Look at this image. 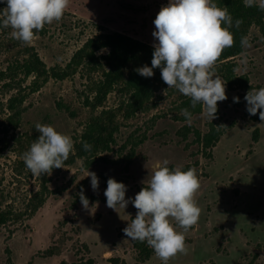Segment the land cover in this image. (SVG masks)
Returning <instances> with one entry per match:
<instances>
[{"label": "rangeland", "instance_id": "1", "mask_svg": "<svg viewBox=\"0 0 264 264\" xmlns=\"http://www.w3.org/2000/svg\"><path fill=\"white\" fill-rule=\"evenodd\" d=\"M168 2L70 0L61 20L45 24L46 34L34 36L30 43L11 38L10 28L0 29V210L15 214L14 221L0 228V264H109L111 257L137 264L134 240L123 232L137 209L131 203L117 212L108 208L100 201L106 189L104 180L99 179L98 192H94L88 171L124 180L128 187L125 198H134L165 159L169 167L190 165L196 170L200 187L193 199L201 209L198 222L186 232L169 217L176 231L184 234L186 251L167 264H264V122L251 120L247 104L241 106L233 100H242L247 90L226 86L227 99L218 102L216 119L210 121L204 109L192 117L191 126L203 133L211 125L227 126L221 128L225 134L213 148L212 158L202 155L193 133L187 139L180 133L189 126L180 112L182 94L168 89L165 96L163 90L168 86L158 92L151 109L129 119L120 112L112 151L100 153L91 162L77 159L72 165L53 169L50 175L33 176L21 158L40 135L36 123L51 125L76 142L93 115L118 110L126 98L117 88L102 107L88 106L95 96L92 81L100 73L89 74L83 68L64 81L40 79L36 91L29 87L34 77L18 90L15 83L8 85V76L1 72L7 74L11 63L25 59L27 47L38 52L48 71L65 68L89 38L101 33L121 32L153 45V20ZM4 7L0 3V9ZM248 37L252 47L244 49L247 63H241V55L233 62L236 73L248 76L250 86L259 89L264 87V36L253 26ZM20 93L25 99L17 107L21 115L14 125L10 101ZM256 129L260 138L253 143ZM139 141L143 143L135 147L125 173V158ZM44 179L52 192L45 205L30 216L29 201ZM83 184L84 195L98 199L90 203L89 210L81 203L73 205ZM50 247L58 255L43 256ZM144 264L164 262L155 254Z\"/></svg>", "mask_w": 264, "mask_h": 264}, {"label": "clouds", "instance_id": "2", "mask_svg": "<svg viewBox=\"0 0 264 264\" xmlns=\"http://www.w3.org/2000/svg\"><path fill=\"white\" fill-rule=\"evenodd\" d=\"M244 6H258L264 11V0L257 5L256 0H243ZM6 7L0 9V29L10 28V37L22 43H30L37 32L54 20L60 21L70 0H0ZM242 19H233L225 5L219 7L213 0H169L160 8L153 20V44L151 67L145 64L135 71L145 77L154 76L153 69H159L161 79L168 89H175L190 98L191 107L201 105L210 121L217 118L218 102L227 99L226 81L215 73L214 65L225 48L234 44V34L230 29H239ZM223 25V26H222ZM241 47L251 48L248 36L241 37ZM242 64L247 63L246 53L242 52ZM239 102V97L233 98ZM246 110L250 115L259 112L264 122V87L251 88L244 97ZM185 122L191 126L192 113L187 108L180 110ZM227 128L221 124L216 130ZM35 130L40 133L22 154V160L33 176L50 175L53 169L64 168L70 153L74 152L75 141L68 135L58 133L53 126L36 123ZM83 149L91 151L92 145L82 141ZM167 159L155 170L134 198H125L127 185L114 178H108L104 191L106 206L114 211L125 209L131 203L137 213L135 219L123 229L131 240L147 242L155 254L167 261L184 253L185 237L176 231L169 217L177 222L184 232L198 222L201 209L193 199L200 187L194 168L183 171L180 166L169 168ZM91 187L98 192L99 178L95 172L88 171ZM79 199L83 209L89 210V199L81 188ZM117 212V211H116ZM148 218V219H146Z\"/></svg>", "mask_w": 264, "mask_h": 264}, {"label": "trees", "instance_id": "3", "mask_svg": "<svg viewBox=\"0 0 264 264\" xmlns=\"http://www.w3.org/2000/svg\"><path fill=\"white\" fill-rule=\"evenodd\" d=\"M219 7H228L229 13L233 19H242L243 23L239 29L233 27L230 31L234 34V44L230 48H225L214 65L215 72L226 81V86L231 90H251L250 79L246 75H238L236 73V64L233 62L238 56L244 52L241 47V37L248 36L251 27L257 26L264 36V11H261L258 6L246 8L243 0H213ZM259 3H257L258 5ZM46 26V25H45ZM39 30H33L34 36L46 34V27ZM223 26V25H222ZM27 57L23 60H16L11 63L6 72H1L2 75H7L8 85H15L22 89V85L26 79L34 77L30 88L34 91L39 87V80H47L51 77L54 80L64 81L73 76L80 68L86 70L89 74L94 72L100 73V78L92 81V91L95 94L92 100H88V106L100 108L103 106L107 97L115 89L124 95L126 100L118 110H103L100 114L93 115L85 128L83 134L76 140L74 144L75 151L70 153L69 159L64 166L74 164L77 159H82L86 163L91 162L100 153L112 151V146L116 144V133L119 129L117 124V116L120 112L124 117L129 119L134 117L137 113L151 109L152 102L157 96L162 87L168 86L161 79L159 69H153L154 76L145 78L139 75L135 69L147 64L151 67L152 53L154 51L153 45L139 40L135 37L121 32H109L97 34L89 38L85 44L76 51L71 61L65 68H53L48 71L46 64L41 59L38 52L33 47H27ZM50 75V76H49ZM14 87V86H13ZM180 108H187L192 113V117L199 115L203 111L201 105L195 108L191 107L190 98L182 95ZM245 97V96H244ZM239 100L238 105L247 104L244 100ZM25 99L24 94H18L11 99L10 103L14 111L11 116V122L14 125L18 124L21 110H18L19 103H23ZM247 114L251 120L257 122L259 119V112L257 115ZM185 120V117L182 118ZM184 139L193 133L194 142L201 147V152L204 157H213V148L219 143L225 131L216 130V125H211L206 133L200 130H195L192 126H184L180 132ZM260 138V130L256 129L253 133V143H257ZM145 139V138H144ZM82 141H86L92 145L91 151L83 149ZM133 143V148L125 158V173L129 171V167L133 162L135 156V147L138 144ZM102 160L107 161L102 158ZM169 168H173L172 166ZM191 168L190 165L185 166L182 170L187 171ZM99 179L104 180L107 188V180L109 177L98 175ZM118 182L125 183L122 179H115ZM85 184L81 185L84 188ZM147 187V186H145ZM141 188H138V192ZM51 190L47 185L46 179L38 192H36L29 201V215L34 216L40 208L47 202ZM85 194V193H84ZM86 196V195H85ZM90 203L96 202L98 199L95 196H86ZM100 201L106 203V197H102ZM79 194H75L73 205H79ZM15 219L14 211L0 210V228L9 225ZM133 247L136 251L137 264H144L149 261L155 252L147 245V242L133 241ZM43 256L53 257L58 255V250L55 247L42 252ZM109 264H126V261L120 257H111L108 259ZM92 263V261H91Z\"/></svg>", "mask_w": 264, "mask_h": 264}]
</instances>
